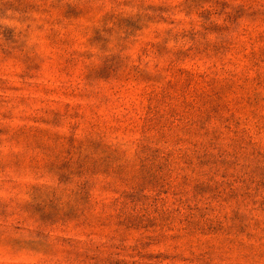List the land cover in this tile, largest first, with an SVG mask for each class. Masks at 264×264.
Instances as JSON below:
<instances>
[{
    "label": "rangeland",
    "instance_id": "374dc122",
    "mask_svg": "<svg viewBox=\"0 0 264 264\" xmlns=\"http://www.w3.org/2000/svg\"><path fill=\"white\" fill-rule=\"evenodd\" d=\"M0 264H264V0H0Z\"/></svg>",
    "mask_w": 264,
    "mask_h": 264
}]
</instances>
